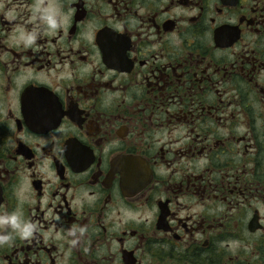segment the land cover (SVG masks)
<instances>
[{"label": "flooded vegetation", "instance_id": "flooded-vegetation-1", "mask_svg": "<svg viewBox=\"0 0 264 264\" xmlns=\"http://www.w3.org/2000/svg\"><path fill=\"white\" fill-rule=\"evenodd\" d=\"M0 264H264V0H0Z\"/></svg>", "mask_w": 264, "mask_h": 264}]
</instances>
